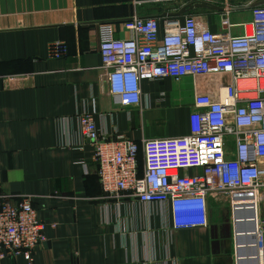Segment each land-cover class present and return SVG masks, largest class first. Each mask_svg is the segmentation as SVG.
<instances>
[{"label":"crops","instance_id":"crops-1","mask_svg":"<svg viewBox=\"0 0 264 264\" xmlns=\"http://www.w3.org/2000/svg\"><path fill=\"white\" fill-rule=\"evenodd\" d=\"M173 13L172 5L150 0H0V194L31 196L46 236L30 260L0 264H240L232 231L224 243L213 234L214 203L207 227L174 230L167 204L102 198L93 149L80 131V117L90 114L107 139L184 136L194 94L218 99L227 76L144 81L141 103L128 108L108 94L98 26L111 23L116 39H128L124 21L155 18L162 29L164 21L183 19L162 17ZM189 14L219 31L220 12ZM58 41L66 56L51 58L49 45Z\"/></svg>","mask_w":264,"mask_h":264},{"label":"built area","instance_id":"built-area-1","mask_svg":"<svg viewBox=\"0 0 264 264\" xmlns=\"http://www.w3.org/2000/svg\"><path fill=\"white\" fill-rule=\"evenodd\" d=\"M256 1L264 0H150L172 5L174 12L188 4L222 8L215 33L189 13L164 21L162 29L155 18L133 16L123 23L128 39H116L111 23L98 26L100 68L108 94L121 108L141 103L144 81L230 78L219 85L217 100L194 94L188 135L140 143L124 136L107 139L90 114L79 119L93 149L102 198L167 204L174 230L207 227L209 204L225 202L236 227L235 252H243L236 257L240 264H264V5L249 10L248 21L233 23L230 16ZM49 56L64 58L65 44H50ZM32 200L0 194V258L30 260L46 241Z\"/></svg>","mask_w":264,"mask_h":264},{"label":"rangeland","instance_id":"rangeland-1","mask_svg":"<svg viewBox=\"0 0 264 264\" xmlns=\"http://www.w3.org/2000/svg\"><path fill=\"white\" fill-rule=\"evenodd\" d=\"M244 12H248L249 14V11H233L231 12V14L232 13L233 14H236V13L244 14ZM249 19H250V14L248 15V17L245 18V20L244 19L242 20L231 19V21L232 22H242V21H248ZM184 98L186 99L187 102L190 100L192 101V98L190 99L189 95L184 96ZM210 225H212L213 234L215 235V238L218 236V233H220V237L223 238L222 239L223 243L225 242L224 238L229 236L228 232L232 231L231 232L232 236H230V243H231V246L233 247V244L235 243L233 239V231L234 229L236 230V227H234L233 225L232 212L229 206L227 205V203L225 202L214 203ZM249 253H251V251H249Z\"/></svg>","mask_w":264,"mask_h":264},{"label":"water","instance_id":"water-1","mask_svg":"<svg viewBox=\"0 0 264 264\" xmlns=\"http://www.w3.org/2000/svg\"><path fill=\"white\" fill-rule=\"evenodd\" d=\"M263 5H264V1H256V2H253L252 4H250L246 7L240 8L239 10L240 11H249L255 7L263 6ZM198 9L210 10V11H215V12H222L223 11L222 8H219V7L214 6V5H209L206 3L193 4V5L188 4L184 7H182L178 12H175L173 14H163L162 17L171 16V17L179 18V17H182L186 13H189L191 11L198 10Z\"/></svg>","mask_w":264,"mask_h":264},{"label":"bare ground","instance_id":"bare-ground-1","mask_svg":"<svg viewBox=\"0 0 264 264\" xmlns=\"http://www.w3.org/2000/svg\"><path fill=\"white\" fill-rule=\"evenodd\" d=\"M235 218H236V216H235ZM237 232L241 233L242 230L241 229H239V230L237 229L236 234H237ZM241 239H242V237H237L236 238V245H237L238 248H242L243 242L241 241ZM250 242H251V245H252V241H250ZM239 250H242V249H238V252H239L238 256L241 257L243 255V252L241 253V251H239Z\"/></svg>","mask_w":264,"mask_h":264},{"label":"trees","instance_id":"trees-1","mask_svg":"<svg viewBox=\"0 0 264 264\" xmlns=\"http://www.w3.org/2000/svg\"><path fill=\"white\" fill-rule=\"evenodd\" d=\"M139 167H141V161L139 160Z\"/></svg>","mask_w":264,"mask_h":264}]
</instances>
